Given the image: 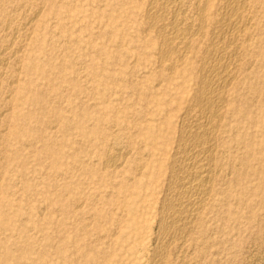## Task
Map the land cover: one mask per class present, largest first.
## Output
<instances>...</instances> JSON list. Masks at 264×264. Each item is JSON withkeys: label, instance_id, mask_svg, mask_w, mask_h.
I'll use <instances>...</instances> for the list:
<instances>
[{"label": "bare ground", "instance_id": "6f19581e", "mask_svg": "<svg viewBox=\"0 0 264 264\" xmlns=\"http://www.w3.org/2000/svg\"><path fill=\"white\" fill-rule=\"evenodd\" d=\"M10 1L11 0H9V2ZM18 1L19 0H12L11 2L16 4ZM22 1L24 3V0H22ZM139 1L140 2L142 1L144 4V8L141 12V15L143 18L142 28L145 30V32H148L147 34L150 36L151 39L152 38L157 39V42H156L155 46L153 47L154 54L149 56L148 63L150 65H153L158 70L157 74L159 77L164 78L163 80H165V79L167 80L169 76L171 77V76H174L176 74H178V75L181 74L180 76L182 78H185L182 80V82L184 81L182 86H183V88H186L187 90H189L190 93L183 98L184 105L181 106V108L179 110H177L178 113L174 114L173 119L170 118L167 120V123H169V124H170L171 120L175 121L176 127H175V131L173 132L175 135H173L170 138V143L168 146V156H167L165 162L160 164L158 168L156 167L157 171L155 172V176L152 178L154 185L147 191V194L150 197H152L154 195V193H156V191L161 193V197H159V200L157 201L158 207L153 208L150 206V203L148 202L147 208L143 209L144 204L143 205L137 204L139 201V197H138L137 202H135L133 197L131 196V194H129V193L127 194L126 192H124V191L122 192L119 190L118 192L114 193L117 200H119V205H118L119 211L115 213V217H116L115 222L112 223L111 226L108 227L107 229H103V227H100L98 224L97 225H91L94 220H96V219L98 220V219L102 218V215L100 216L99 212H97V211H93L91 213L86 212L85 214H87V215L85 218H83V216H82L83 213H80L81 219H78V225L76 224L77 230L74 232V236L72 239H70V241L74 245H76L77 250L82 253L83 257H85L84 260H85L86 264H123L121 262L122 260L125 261L124 262L125 264H130V263L135 264L136 261L139 259L138 255H137L138 239L142 238V236L140 234L141 229H142L140 224L144 225V223L146 221L145 218H147V217L148 218L149 217L154 218L155 224L157 226L156 233L154 232L156 241L153 240L155 242V246H153L154 250H153V254H152V257H151L149 264H190V262L191 261L193 262V260H191L190 257H187L189 255L186 256L187 242L192 240L193 244H197V243L199 244V242H201L202 237H208L211 234L210 233L211 226H208V225L204 226V222L209 218L210 213L215 209V206H216L214 193H213L214 192V182L217 181V177H218V179L224 178L223 174H226V172L223 173V171L225 169L228 171H231V172L233 170L232 167H229V168L224 167L225 163H223L224 162L223 157L226 156V155H224L225 153L228 154V152H226V151L229 150L231 145H236L237 148L239 150H241L238 153L235 152L236 154H234L232 156V159H233L232 161H235V164H236V168L234 169V175L236 176L237 180L245 171L252 168V164H251L250 160H252L254 153L259 152V153H261V155H263V153H264V138L260 139V140H256V138H255L256 135H252V134L244 135L243 133L239 132L240 126L242 123H248L249 125L252 124V126H257L259 123H261V126L264 127V99H263V101H259V109L261 110L260 112L259 111L256 112L255 115H252L249 113V109L252 107L251 105L256 100V98H258L257 97L258 94H260V93L264 94V69H262V70L260 69V71H257V69H256V71H253V70L247 71V69L251 68V66L256 65V66H258V68L264 66V51H261V49H260L261 42L263 41L261 39L262 37H260L259 39L257 38L254 41H252V38L254 37V35H253L254 31L258 30V29L262 30L264 28V0H218L217 4L211 3L210 0H139ZM2 2H3V0H2ZM25 2H26V0H25ZM36 2H37V0H36ZM27 3H28V1H27ZM9 4L11 5V3H9ZM1 5L2 4L0 3V6ZM7 5H8V3H7ZM16 5H15V9L13 7L14 10H16ZM21 5L19 7H21ZM45 5H46V3H45ZM45 5L43 4V6H45ZM38 6L35 5V7H38ZM17 7H18V5H17ZM27 7L28 6H26V8ZM30 7H31V5L28 8H30ZM33 7H34V5H33ZM119 7H120V5H119ZM188 7L189 8L192 7V10L190 9L191 10L190 15H188V13L186 14V10ZM26 8H25V10L23 8L24 13L27 10ZM31 9L34 10V8H30V10ZM131 9H133V8H131ZM12 10L10 11L11 13H13ZM30 10L28 11V14H29V12L33 11V10L30 11ZM40 10H38V11H40ZM8 13H7V16H9ZM52 13H53V11H52ZM257 13L260 15V17L262 16L261 17L262 21L260 23H258L256 21V15H258ZM45 14L47 15V13H45ZM31 15H32V13H31ZM31 15H29V16H31ZM141 15H140V17H141ZM26 16H28V15H26ZM32 16L34 17L35 15H32ZM28 17H27V20H29ZM260 17H258V19ZM1 18H2V16H1ZM4 18H6V17H4ZM14 18L16 19L15 16H14ZM14 18L12 17L13 20H14ZM36 18H38V22H39V16H37ZM6 19H8V18H6ZM6 19H5V21L2 20L3 22H0V28L2 30L5 28V30L7 31V29L9 28V26L11 25L12 22L9 23L10 24L9 25L6 22ZM21 20H23V18ZM32 20L35 21V19H32ZM33 21H31V22H33ZM89 21H90V19H89ZM48 22H49V20H48ZM99 22H101V20ZM16 23H17V21H16ZM36 23H34V24H36ZM41 23H42V21H41ZM14 24H12V26ZM20 24H18V25L21 26ZM22 24H24V22H22ZM46 24H48V23H46ZM12 26H10V27H12ZM27 26H25V27H27ZM74 26H76V25H74ZM25 27H23V28H25ZM29 27L32 29L31 26H29ZM29 27H28V29H29ZM33 27H34V25H33ZM38 27H40V26H38ZM41 28L43 29V27H41ZM50 28H51V26H50ZM53 28H55V27H53ZM129 28H130V26H129ZM15 29L20 34V32H19L20 28H18L19 29L18 30L17 27L15 26V28L13 30H15ZM28 29L25 28V30H28ZM25 30L23 32H25ZM38 30H40V29H38ZM10 31H12V30H10ZM59 31H60V29H59ZM102 31H103V29H102ZM13 32H11V33H13ZM35 32H37V30H35ZM54 32H55V30H54ZM143 32L144 31L142 30V33ZM263 32H264V29H263ZM41 33H44V32L41 31ZM48 33H50V31ZM63 33L65 34V32H63ZM14 34L18 36V34H16V33H14ZM23 34L24 33H22V35ZM29 34H32V33H28V35ZM45 34H46V32H45ZM51 34H53V32ZM54 34H56V33H54ZM5 35H8V33ZM101 35H102V33H101ZM9 36H11V34H9ZM24 36H21V37H24ZM61 38H62V36H61ZM70 38H67V40H70ZM0 39H1L0 49L2 48V46L4 44L10 43L8 41L10 39V37H9V39L7 38L8 40L5 38L7 40L6 43H4V42L2 43V40H3L2 36ZM5 39H4V41H5ZM26 39L28 42L29 41L28 37H26ZM12 40H13V38H12ZM50 40H52V39H50ZM23 41H21L22 44H23ZM35 42H37V41H35ZM66 42H68V41H66ZM76 42L78 43L77 40H76ZM100 42H101V40H100ZM17 43H18V41H17ZM69 43L70 42H68V44ZM10 44H12V43H10ZM13 44H15V42ZM153 44H154V42H153ZM17 45H19V44H17ZM51 45L55 46L56 44L55 45L51 44ZM111 45H113V44H111ZM148 45H147V47H148ZM24 46H26L25 41H24ZM61 46H60V48H61ZM38 47H39V45H38ZM57 47L55 49H57ZM71 47H73V46H71ZM16 49H14V50H16ZM22 49L23 48L21 47V49H18V50L21 51ZM30 49H31V47H30ZM78 49H80V48H78ZM12 50L9 49V54L14 52ZM58 50H59V48H58ZM76 50L77 49H75V51ZM6 51H8V48L6 49ZM20 51H18V52H20ZM25 51H26V49H25ZM27 52H28V50H27ZM63 52H66V51H63ZM63 52L60 51L58 53V51H56V53H58V55H60V54L62 55ZM70 52H72V51H70ZM16 53H14V54H16ZM32 53H34V51ZM36 53H38V52L36 51ZM56 53H55V55H57ZM66 53H64V54H66ZM72 53H74V51ZM121 53L124 54V52H121ZM0 54H1V52H0ZM5 54H6V52H5ZM7 54H8V52H7ZM28 54H30V53H28ZM47 54H48V51H47ZM89 54H91V52ZM16 55H15V57L20 56L19 54L17 56ZM53 55L50 54V56L48 58L46 57L47 59L42 61V62L40 61V62L35 63L29 67L26 66L25 72H24L26 74V76L29 78H31L30 76L32 74H35V75L37 74L41 80L45 81V84L48 86L47 88L50 89V91L57 89V86H58L57 80L58 79H61V78L65 79L66 78V76H64V74H63L64 69L62 70L64 65L62 66L61 63L59 65H57L55 62V60H57V58L55 60H53L54 57H53V59L51 58V56H53ZM23 56H25V55L23 54ZM26 56H28V55H26ZM63 56H65V55H63ZM6 57L7 56H5L4 54H3V56H2V54L0 55L1 69H2L1 64L5 65L4 63L6 62L5 61ZM15 57H14V55L12 56V58H15ZM20 57H22V56H20ZM143 57H141V58L143 59ZM27 58L29 59V57H27ZM27 58L25 60H27ZM60 58L58 60H60ZM103 58L106 59L103 56L101 61H103ZM7 59H10V57ZM62 60H64V59H62ZM136 60H138V59H136ZM95 61H97V60H95ZM10 62H12V61H10ZM13 62L15 63L16 61L14 60ZM17 62L15 64L19 63V62L18 63ZM75 62H74V64H75ZM103 62H105V61H103ZM134 62H136V61H134ZM77 63H78V60H77ZM90 65H92V64H90ZM134 65H135V63H134ZM134 65H133V68H134ZM77 66H79V65L77 64ZM136 66H138V65H136ZM5 68L7 69V66ZM8 68H9V66H8ZM190 68H192V70H194L192 73L193 75L191 77L193 79L192 84L187 83V78L183 73L184 69L186 70V69H190ZM14 69L15 68L13 66V70ZM82 69H84V68H82ZM19 70L20 69H18V72H19ZM69 70H71V69L69 68ZM79 70H81V69H79ZM1 72H3V71H0V73ZM15 73H13V74H15ZM129 73H130V71H129ZM129 73H127V74H129ZM13 74H11L10 76H12ZM108 74L109 73H107L105 77H107V78L110 77L112 79L113 78L112 75H110V74L108 75ZM131 74H130V76H131ZM1 75H2V73H1ZM90 75L91 74H89V76ZM3 76H5V75H3ZM82 76H80V77H82ZM135 77H137V76H135ZM135 77H134V79H135ZM252 77L254 78V81H252L248 86H246V88L244 86V88L246 90L243 91L242 93H240L241 91L240 92L237 91L238 89L231 91V92L229 91V88L231 89L232 85L234 86V84H236L235 85L236 87L239 84L243 85V83H248V81L251 80ZM261 77H262L263 81L260 82V84H259V80ZM1 78H3V77H1ZM8 78L9 77H7V79ZM161 78H159V79H161ZM9 79H11V78H9ZM17 79H15V80L17 81ZM2 80H4V79H2ZM15 80H14V82H15ZM28 81H29L28 82L29 84H30V82L32 83L31 86L28 85V83H26V82H24L25 86H23V85H21V86L18 85V87L14 86V88L17 87V88H15L16 89V96L22 97L24 95L26 102L35 106L36 112L34 113L31 111H27L25 113H20V115H17L15 113V114L11 115V117L8 121L9 122L8 124L11 125V131L8 130V131H10V133L8 135L15 143V146L13 148L14 152L11 155L14 159H17L21 162H26L29 155L27 154V152L25 153L24 150H26L27 148L29 150V148H31V146L33 144H35V143H33L34 141H36V142L40 141V143H41L40 148L38 150L37 149L33 150L32 149L33 147H32L31 151H34V154L32 152L33 156L34 155L36 156V154H37L40 157V158H36V159L42 161L43 159L47 158L50 161V163L48 165V168L51 171L50 173H57V174L62 175V174L72 173V172L76 171L77 169H79L80 171L82 170V172H94V174H96V173H98L99 170L103 171L104 169H106V171L107 170L108 171L109 170L116 171L122 166L124 159L122 160L121 157H119V155H117V153L116 154L114 153L112 156L110 155V157L103 159L102 161H100L99 165H97V166L95 164H92L90 166L84 165L82 162L81 156H77V152L79 150L78 148L73 149L71 153H69V151L64 153L65 150L56 148L57 144L53 139L52 140H49V139L47 140V138L44 139L45 135L43 136V133L45 132V129L43 132V127L45 125L44 120L46 119L48 122H52L51 125L52 124L56 125L55 127H58V129H59L58 131L60 133L65 132V131H63L64 125L67 128H75L77 136L78 137L80 136L81 138H83L88 144L101 145V143H103V142L105 143L106 136H110V135H111V138L114 137L115 138L114 140H116L118 135L115 132L117 130L114 129L115 128L114 122H113V125L109 126L110 127V134L109 133L108 134L100 133V129L103 125L101 117L99 119H97L95 124L93 123L94 124L93 127L89 128L86 126V121L89 118H91L92 116H91V112L89 111V109L87 110L82 105L84 103H86V100L89 102L91 99H93V96H94L93 94L95 92L94 88H89V87L86 88V86L82 87V86H79L77 81H73L72 82L73 87H78V86L80 87V90L78 91L79 94L74 95V96L78 97L79 95L80 96L83 95V97L86 100L84 103H82L83 102V100H82L81 101L82 104H77V103L76 104H71V103L67 104L69 111H72V110L75 111V113H74L75 117L74 118L73 117L70 118L71 116H68V115L65 116L64 114L61 117L59 116L60 117L59 118V117H56L57 116L56 114H55L56 116H50V115L46 116V114H47L46 108H47V106L50 105V100L47 98L48 95L46 96L44 91L40 92V91H37L36 88L33 89V87H32L34 85L33 79H31V81H30V79H28ZM132 81H131L132 85L133 84L135 85V83L137 84V82H136L137 80H134L133 81L134 83ZM2 82H4L3 83L4 85H6L5 80ZM7 82L9 83V81H7ZM98 82H100V81H98ZM103 82H104V80H103ZM120 82H121V80H120ZM139 82L141 83V81H139ZM61 83L59 82V84H61ZM17 84L18 83L15 82L14 85H17ZM116 85H118V83ZM123 85H124V83H123ZM10 86H12V84ZM102 87H103V85H102ZM149 87H151V86H149ZM7 88H9V87L7 86L6 89ZM108 88H109V86H108ZM135 88H137V90H138V86L136 87V85H135ZM154 88H155V86H154ZM6 89H5V91H7ZM9 90H8V92H9ZM11 90L14 91V93H15V90H13L12 88H11ZM62 90L66 91V89H61L60 91L63 92ZM110 90H112V89H110ZM242 90H243V88H242ZM46 91H47V89H46ZM100 91H102V90H100ZM48 93L49 92H47V94ZM132 94H133V92H132ZM138 94L139 93H137V95ZM67 95H68V93L65 96H67ZM110 95L112 96V94H110ZM1 96H3V95H1ZM63 96H64V94L61 93V97H63ZM10 97H12V95ZM0 98H2V97H0ZM13 98H14V96H13ZM55 99H54V102H55ZM231 99H236L237 103L239 102L238 106L231 107L230 104L228 105L229 100H231ZM3 100H5V99H3ZM8 100H11V99L9 98ZM58 100L60 101V99H58ZM149 100H151V99H149ZM177 100H179V99H177ZM72 101H74V100H72ZM95 102L96 103L95 104L93 103V104L96 105L95 109L97 110V112L98 113L103 112L104 108L101 107L100 105H98L97 100H95ZM106 102L107 101H105V103ZM177 102H179V101H177ZM11 103H12V101L10 102V104ZM63 103H64V101H63ZM3 104L5 106V103H3ZM87 105H89V103ZM90 105H92V104H90ZM0 106L3 107L1 104H0ZM10 106L12 107V104ZM6 107H4V108H6ZM11 107H8L9 112H10ZM16 110H19V108ZM173 110H175V109H173ZM5 111H0V112H5ZM21 111H23V110H21ZM60 111H61V109H60ZM1 114H4V113H1ZM165 114H167V112ZM165 117H166V115H165ZM34 118L36 121V125H31L30 120H32ZM5 119L8 120L7 118H5ZM232 121H233V123H231ZM4 122L6 124L7 121H3L2 124H4ZM6 125H5V127H8ZM2 128H4V127H2ZM48 128H50V127H48ZM51 128H53V126ZM3 130H6V129H3ZM50 130H52V129H50ZM152 130H153L152 128L149 129V138L154 140L153 138H155V133ZM226 130L237 132L236 135L230 141H227L225 139V138H227L226 134L224 135ZM47 132H48V130L45 133H47ZM257 132L259 134H262L261 127H260V129H257ZM140 135H142V134H140ZM3 136H4V134H3ZM6 137H7V135H6ZM48 137H49V135H48ZM56 137L57 136H55V138ZM0 138H1V135H0ZM81 138H78V139H81ZM1 139H3V138H1ZM124 139H129V138L126 137ZM5 140H7V138ZM77 141H79V140H76V142ZM2 142H3V140H2ZM2 142H0V143L2 144ZM116 142H117V140H116ZM134 142H136V141H134ZM104 143L102 145H104ZM75 144H78V142ZM116 144H118V143H116ZM138 144L140 145V143H138ZM151 144H154V143H151ZM83 145H85V144H83ZM3 146H5V145H3ZM113 146L114 145L112 144V147ZM116 146L119 147V145H116ZM81 147H83V146H81ZM97 148H99V147H97ZM115 148H117V147H115ZM109 149H107V151ZM233 150H235V149H233ZM84 151H87V153H88V150L85 149ZM84 151H83V153H84ZM128 151H129V149H128ZM153 151H154V149L152 147H150L149 153L153 154ZM89 152H91V151H89ZM3 153H4V155L5 154L7 155V153H5V152H3ZM106 153H108V152H106ZM122 153H124V152H122ZM127 153H129V152H127ZM32 154H30V155L32 156ZM69 154H74L75 159H73L74 157L72 155H70V157H69ZM119 154H120V152H119ZM90 155H92V153ZM2 156H0L1 159H2ZM67 157H69L70 159H73V160L68 161ZM228 157H227V159H228ZM122 158H124V157L122 156ZM5 160H4V162H5ZM147 160H149V159H147ZM93 162H94V160H93ZM0 163L3 164V162H0ZM22 165H24V163ZM143 165H142V167H143ZM227 165H225V166H227ZM231 166H233V164ZM137 168H138V166H137ZM46 169H47V167H46ZM20 171L24 172L23 170H20ZM44 171H46V170H44ZM106 171H104V172H106ZM0 172H3V171L0 170ZM21 174L23 175V173H21ZM3 175L0 177L3 178ZM42 176H43V174H42ZM82 176H83V174H82ZM137 176H139V175H137ZM228 176H229V174H228ZM226 177H227V175L225 176V178ZM2 178H1V180H2ZM36 178H37V176H36ZM72 178H74V177H72ZM39 179H40V176H39ZM101 179H102V177H101ZM49 181L50 182H47L45 184L47 190L48 191L50 189H53L54 191L58 190V188H57L58 186L56 184V181L54 182V180L52 178H50ZM128 181H129V177H127L125 175L123 177L122 181L120 182V185L122 186V185L126 184ZM223 181H224V179H223ZM223 181H220V183H222ZM16 183L17 182H15V185L17 187L18 183L17 184ZM57 183H58V181H57ZM224 184H227L226 181ZM15 185H13V186H15ZM37 186H38V184H37ZM3 188H1V190H0L1 191L0 192V208L2 206L9 204V202H8L9 201L8 191L6 188H4V189ZM25 188H26V186H25ZM63 188H67L69 190L70 189L69 183L68 182L64 183ZM109 189H110V187H109ZM87 192H88V190H87ZM110 192H111V190H110ZM13 193H10L11 196ZM65 194H67V193H65ZM101 194H102V191L98 188V190L96 192H94L92 196L93 197L94 196H100ZM35 195H36V193H35ZM81 198H83V197H81ZM88 199L89 198H84L85 201H87ZM90 199H91V197H90ZM117 200L115 198H112L111 200H109L107 202L110 204H113V203H116ZM38 201H39V203L37 202L38 204L36 205L35 210L38 211V213L41 215L44 214L43 211L45 209L48 210L46 214H48L49 212H53L55 209H59L62 211V213H64L65 217L71 211L70 210L71 206H72V203L70 202L71 200L70 201L58 200V206L52 204V202L50 204H47V201H46V199L44 200V198L43 199L39 198ZM74 201H76V200H74ZM93 201L94 200H92V202ZM94 202L91 204H94ZM77 203H79V202H77ZM79 204H82V203H79ZM89 206H90V204H89ZM31 207H32V205H31ZM78 208H79V206L77 205V209ZM88 208H90V207H88ZM33 209H34L33 207L30 210L28 209V211H26V213L24 215L20 214L17 217L18 221H20V222L16 226L13 224V222H11V220H10L11 218L9 219V218L3 217L4 215H6V213H5L4 209H0V264H46V263H44V261H45V258L48 256L47 250L43 249V250L37 251L32 240H30V235L28 234V232H31V231L33 232V230H37L40 233V238H38V239L43 240L45 245L52 246L54 244V241L57 240V238L59 239L60 236H58L57 234H54L53 232L46 231V228H47L46 224L55 223V227L58 226V228H59L63 225V228H64L67 219L62 217L61 220H58L56 222H52L50 219L51 217H49L47 219L49 221L44 224L45 226H40L39 227L40 229H37L36 228L37 226H35L34 224L30 223L31 225H28V222H27L28 220L23 221L25 219L30 218V216L33 212L32 211ZM92 209H94V208L92 207ZM84 210H83V212H84ZM111 211H109V212H111ZM57 216H60V215H57ZM85 220H86V222L88 221V223L84 224L83 222ZM75 222L77 223V217H76ZM193 230H194L193 233L196 236L198 235L197 237L195 236L194 239H193V237L190 236V234ZM65 232L67 233V231H65ZM35 233L36 232H34V234ZM208 233H210V234H208ZM63 235H65V234H63ZM65 236H67V235H65ZM61 239H62V237H61ZM65 239H66V237H65ZM59 241H60V239H59ZM66 243H67V240L61 241L60 244L58 245V247H55L54 253H52V254L57 256L59 259L63 258L65 256V253H66V247H67ZM111 245H116V246L124 248L123 254L119 257L120 261L111 260L112 256L111 255L109 256L107 254L106 249L109 248ZM187 246L189 248V245H187ZM198 246H200V245H198ZM195 248H197V247H195ZM193 250H192V253H193ZM204 252H205V249H204ZM170 255L175 256V260H174V257H173V259H169ZM207 255H208V253H207ZM191 256H193V255L191 254ZM122 257H124V258H122ZM202 257H203V255H202ZM196 261H198V260L196 259ZM67 262H68V260H67ZM195 264H197V263H195Z\"/></svg>", "mask_w": 264, "mask_h": 264}, {"label": "rangeland", "instance_id": "374dc122", "mask_svg": "<svg viewBox=\"0 0 264 264\" xmlns=\"http://www.w3.org/2000/svg\"><path fill=\"white\" fill-rule=\"evenodd\" d=\"M11 1L10 2H9V0L8 1L3 0V2H2V0L0 1V3L2 4L1 5L2 7L0 6V9H1L0 12L1 13L3 12L2 14L0 13V22H3V21H5L6 18H8V19H6V22L8 24L12 22L11 25L9 24L10 26H12V24L15 23L12 27L9 26L7 31L5 30V28L3 30L0 28V38H1V36L3 38L2 43L3 42L6 43V41L9 39V37H10V39L8 41L10 43H12V44L6 43L0 49L2 56H3V54L5 56H7L5 58L6 62L4 63L7 66V69L5 68L6 66L3 64H1L2 69L0 66V71H3V72H1L2 75L0 73V78L3 77L0 79L1 80L0 82L3 84L4 82H2V81H4V80L6 81V83H5L6 85L3 84L4 86L0 83V97L3 98L5 96L3 98L5 100L0 98V102H1L0 104L3 106V107L0 106V109H1L0 111L6 110L9 113L8 114L6 111H5L6 113L0 112V125L3 123V121H7L6 122L7 125L5 124V122H4V124L1 125L4 128H2L0 126V131H1L0 135H1V138H3V139L0 138V142H2V140H3L2 144L0 143V156L3 155L2 159L0 157V162H3V164L0 163V170L3 171V172H0V176H2L4 174L3 178L0 177V190H1V188L4 187L7 189L8 194H9V201H8L9 204L2 206L0 209H4V211L6 213V215H4L3 217L9 218V219L11 218L10 220H11V222H13V224L15 226L18 225L20 222V221H18L17 217L20 214L24 215L26 213V211H28V209L29 210L32 209V207L34 209L32 210L33 212L31 214L30 218L29 219L24 218L25 220H23V221L28 220L27 221L28 225L34 224L35 226H37L36 227L37 229H40L39 228L40 226H45L44 224L49 221V220H47L49 217H51L50 219L52 222H56L58 220H61L62 217L66 218L67 220H66L64 228H63V225L59 228H58V226L55 227V223H48L49 225L46 224L47 225L46 231L53 232L54 234H57L58 236H60L59 237L60 241L57 238V240L54 241V244L52 246L45 245L43 240L38 239V238H40V233L37 230H33V232L32 231L28 232V234L30 235V240H32L37 251H40L43 249L47 250L49 257L47 256L45 258L44 263H46V264L47 263L48 264H63V263L64 264H86V262L84 260L85 257H83L82 253L77 250L76 245H74L70 241V239H72L74 236V232L77 230L78 219H81L80 213H83L82 216H83V218H85L87 215V214H85L86 212L87 213H91L93 211L99 212L100 216L102 215V218L98 219V220L97 219L94 220L91 225H97L98 224L100 227H103V229H107L108 227L111 226L112 223L115 222V220H116L115 213L119 211L118 210L119 200H117L116 196L114 195V193L118 192L119 190L122 192L124 191L127 194L128 193L131 194V196L133 197L135 202H137L138 197H139V201L137 204H139V205L144 204L143 209L147 208L148 202L150 203L151 207H153V208L158 207L157 201L159 200V197H161V193L156 191V193H154V195L152 197H150V196H148L147 191L154 185L152 178L155 176V172L157 171V168L159 167V165L162 164L163 162H165V160L168 156V146L170 143V138L173 135H175L173 133L175 131V127H176L175 121L171 120V122L169 124V123H167V120L170 118L173 119L174 114L178 113L177 110H179L181 108V106L184 105L183 98L186 95H188L190 93V91L187 90L186 88H183L182 84L184 81L182 82V80L185 78H182L180 76L181 74L180 75L176 74V75L171 76V77L167 76L168 79L163 80L164 78H161L158 76V74H157L158 70L153 65H150L148 63L149 56L154 54L153 47L155 46L157 39H155V38L151 39L150 36L147 34L148 32H145V30L142 28L143 18H142L141 12L144 8V4L142 1L140 2L139 0H42V1L37 0V2H38L37 3L36 0H32V1L26 0V2L24 0V3H23L22 0L21 1L19 0L16 3L18 5V7L15 3H12ZM27 1H28V3H27ZM210 1L213 4H217V2H218V0H210ZM7 3H8V5H7ZM9 3H11V5ZM45 3H46V5H45ZM43 4L45 6H43ZM15 5H16L17 11L14 10ZM20 5H21V7H19ZM30 5H31L30 8H34V10L36 9L35 11L33 9H31L34 12L31 11L30 8H28ZM33 5H34V7H33ZM35 5L38 7H35ZM119 5H120V7H119ZM26 6H28V7L26 8ZM13 7H14V9H13ZM189 7L187 8L188 11L186 10V14L188 13V15H190L191 10H192V7L191 8H189ZM23 8H24V10H25V8L27 9L25 11V13H24ZM131 8H133V9H131ZM28 9L31 11V12H29V14H28V11H29ZM11 10L13 13L10 12ZM38 10H40V11H38ZM52 11H53V13H52ZM7 13L9 16H7ZM31 13H32V15H35L36 17L39 16V22H38V18H36L35 16H34L35 17L34 18L31 15ZM45 13H47V15ZM19 15L20 16L24 15V16L20 17ZM26 15H28V16L31 15V16L28 17ZM140 15H141V17H140ZM1 16H2V18H1ZM14 16L16 17V19L14 18ZM4 17H6V18H4ZM12 17L14 18V20L12 19ZM27 17L29 20H27ZM258 17H260L259 14L256 15V21L258 23H260L262 21V19H261L262 16L259 19H258ZM22 18H23V20H21ZM32 19H35V21L37 23L35 21H33ZM89 19H90V21H89ZM15 20L17 21V23ZM30 20L33 22H31ZM48 20H49V22H48ZM100 20H101V22H99ZM41 21H42V23H41ZM22 22H24V24H22ZM30 22L34 25V27ZM34 23H36L37 25ZM46 23H48V24H46ZM18 24H20L21 26H19ZM74 25H76V26H74ZM15 26L17 27V29L20 28V31H19L20 34L16 31V29L13 30L15 28ZM25 26H27V27H25ZM29 26H31L32 29ZM38 26H40V27H38ZM50 26H51V28H50ZM129 26H130V28H129ZM23 27H25L26 29H28V27H29V29H28L29 31L25 30V28H23ZM41 27H43V29ZM53 27H55V28H53ZM38 29H40V30H38ZM59 29H60V31H59ZM69 29L70 30L72 29L71 30L72 32ZM102 29H103V31H102ZM263 29L262 30H259V29L255 30L253 33L254 37L252 38V41H254L257 38L259 39L260 37H262L261 39L263 41L261 42V46H260L261 51H264V39H263L264 38V32H263ZM10 30H12V31H10ZM24 30L26 33L23 32ZM35 30H37V32H35ZM54 30H55V32H54ZM142 30L144 31L143 33H142ZM41 31L44 33H41ZM49 31H50V33H48ZM11 32H13V33H11ZM45 32H46V34H45ZM52 32H53V34H51ZM63 32H65V34ZM7 33H8V35H5ZM14 33L18 34V36L15 35ZM22 33H24V34L22 35ZM28 33H32V34L28 35ZM54 33H56V34H54ZM101 33H102V35H101ZM9 34H11L12 37L9 36ZM24 35L26 37H28V39H29L28 42H27V39ZM21 36H24V37H21ZM61 36H62V38H61ZM5 38L6 39L8 38V39L6 40ZM12 38H13V40H12ZM49 38L52 40H50ZM67 38H70V40H67ZM4 39H5V41H4ZM22 39L25 41L26 46H24V41ZM65 40L70 42V43L68 44V42H66ZM76 40L78 41L79 44L76 42ZM100 40H101V42H100ZM0 41H1V39H0ZM17 41H18V43H17ZM21 41H23V44ZM35 41H37V42H35ZM14 42H15V44H13ZM153 42H154V44H153ZM17 44H19V45H17ZM40 44L41 45L43 44V45L41 46ZM51 44H54V45L56 44L55 45L56 47L59 44L60 45L57 47V49H55L56 47L52 46ZM111 44H113V45H111ZM38 45H39V47H38ZM70 45L73 47H71ZM147 45H148V47H147ZM60 46L62 49L60 48ZM21 47L23 48L21 50L22 52L20 50H18V49H21ZM30 47H31V49H30ZM7 48H8V51H6ZM58 48H59V50H58ZM78 48H80V49H78ZM9 49L10 50L13 49L12 50V51H14V52H12L13 54L11 52H10L11 54H9ZM14 49H16L17 51ZM25 49H26V51H25ZM75 49H77V50L75 51ZM27 50H28V52H27ZM18 51H20V52H18ZM33 51H34V53H32ZM36 51L38 53H36ZM47 51H48V54H47ZM56 51H58V53L60 51L61 52L66 51L67 53L63 52L62 55L61 54L58 55V53H56ZM70 51H72V52L74 51V53H72ZM5 52H6V54L8 52L9 55L8 54L6 55ZM90 52H91V54H89ZM121 52H124V54ZM14 53H16L17 55L19 54L22 57L17 56ZM22 53L25 56H23ZM28 53H30V54H28ZM55 53L58 56L55 55ZM64 53H66V54H64ZM50 54H52V55L54 54L53 56H51L52 59L54 57L53 60H55L57 58V60H55L57 65H59L60 63L62 64V66L64 65L62 70L64 69L63 74H64V76H66L65 79L61 78V79L57 80V84H58L57 89H54L52 91H50V89L47 88L48 86L45 84V81L41 80L37 74L36 75L32 74L30 76L31 78H29L24 73L26 66L29 67L35 63L40 62V61L42 62V61L46 60L50 56ZM11 55L12 56L14 55V57L16 55L17 57L12 58ZM26 55H28V56H26ZM63 55H65V56H63ZM103 56L106 58V59L103 58V61H105V62L101 61ZM9 57H10V59H7ZM27 57H29V59ZM141 57H143V59ZM26 58H27V60H25ZM59 58H60V60H58ZM62 59H64V60H62ZM76 59L78 60V63H77ZM136 59H138V60H136ZM14 60L16 62L19 60L18 61L19 63L17 62L18 64H15L16 62L14 63L13 62ZM95 60H97V61H95ZM10 61H12V62H10ZM134 61H136V62H134ZM74 62H75V64H74ZM134 63H135V65H134ZM77 64L79 66H77ZM90 64H92V65H90ZM133 65H134V68H133ZM136 65H138V66H136ZM8 66H9V68H8ZM13 66L15 68L14 70H13ZM69 68L71 70H69ZM82 68H84V69H82ZM18 69H20L19 72H18ZM79 69H81V70H79ZM256 69H257V71H260V69L261 70L264 69V66L259 67V68L256 65L251 66V68L247 69V71H250V70L256 71ZM129 71H130V73H129ZM193 71L194 70H192V68L186 69V70L184 69L183 73L187 78V83H191V84L193 83V79L191 78L193 75L192 74ZM13 73H15V74H13ZM88 73L91 74L92 76L91 75L89 76ZM107 73L112 75L113 78L111 79L110 77L109 78L105 77ZM127 73H129V74H127ZM11 74H13V75L10 76ZM130 74H131V76H130ZM3 75H5V76H3ZM80 76H82V77H80ZM135 76H137V77H135ZM7 77L11 78L13 81L9 78L7 79ZM134 77H135V79H134ZM159 78H161V79H159ZM2 79H4V80H2ZM15 79H17V81ZM28 79H30V81H31V79H33V82H34V85L32 86L33 89L36 88L37 91H40V92L44 91L46 96L48 95L47 98L50 100V105L47 106V108H46V113H47L46 116L47 115H50V116H56L57 115L56 117H59V116L61 117L64 114L65 116L68 115V116H71L70 118H72V117L74 118L75 117V114H74L75 111L74 110L69 111L67 104H69V103H71V104H76V103L82 104L85 102L86 99L83 97V95H81V96L79 95L78 97L74 96V95L79 94V92H78L80 90L79 86H82V87L86 86V88H88V87L94 88L95 92L93 94L94 95L93 99H91L89 102L86 100V103H84L85 105L84 104L82 105L87 110L89 109V111L91 112V116H92L91 118H89L86 121V126L89 128L93 127L95 122L97 121V119H99L101 117L103 125L100 129V133H103V134L109 133L110 134V127L109 126L113 125V122H114V125H115L114 129L117 130V131H115V130L114 131L118 135V137L116 136L117 142H116V140H114L115 138L114 137L111 138V135H110V136H106L105 143L103 142L104 145H102L103 143H101V145L88 144L83 138H81L80 136L79 137L77 136L75 128H67L64 125L63 131H65V132L60 133L58 131L59 130L58 127H55L56 125H54V124L51 125L52 122H48L46 119L44 120L46 126L44 125L43 132H44V129H45V132L47 130H48V132L43 133V136L45 135L44 139L45 138H47V140L53 139L57 144L56 148L65 150L64 153L68 152V151H69V153H71L73 149L78 148L79 150L77 152V156H81L82 162L84 165L90 166L92 164H95L97 166V165H99L100 161H102L103 159H106L107 157H110V155L112 156L114 153L115 154L117 153V155H119V157H121L122 160L124 159L122 166L116 171H111V170L106 171V169H104L103 171L99 170L98 173H96V174H94V172H82V170L80 171L79 169H77L76 171H74L72 173L62 174V175L57 174V173H50L51 171L48 168L50 161L47 158L43 159L42 161L36 159V158H40V157L37 154H36V156L35 155L33 156L34 151H31L32 147H33L32 148L33 150L34 149L38 150L40 148V145H41L40 141H37V142L34 141L33 143H35V144L32 143L33 145L31 146V148H29V150H28V148L27 149L25 148L26 150H24V152L25 153L27 152V154L29 155V157H28L29 160L27 159L26 162H21L17 159H14L11 155L14 152L13 148L15 146V143L8 135L11 131V125L8 124L9 123L8 121H9L11 115H13L15 113L17 115H20V113H25L27 111H31L34 113L36 112L35 106L26 102L24 95L22 97L16 96V89L15 88H17L18 85L19 86H21V85L25 86L24 82L28 83L29 82ZM133 79L137 80L136 82L138 85L136 83H135V85H136V87L138 86V90H137V88H135V85L134 84L132 85V83H131V81ZM14 80L16 83H18L17 85H14L15 84ZM103 80H104V82H103ZM120 80H121V82H120ZM7 81H9L10 84ZM73 81H77L79 86L73 87V85H72ZM98 81H100L101 83ZM139 81H141V83ZM252 81H254L253 77L251 78V80L248 81V83H243V85L239 84L236 87L235 86L236 84H234V86L233 85L231 86V89L228 87L229 91L231 92V91L238 89L237 91H239V92L241 91L240 93H242L243 91L246 90L245 89L246 86H248ZM262 81H263V79L261 77L259 80V84ZM59 82L60 83L62 82L63 84L62 83L59 84ZM117 83H118V85H116ZM123 83H124V85H123ZM11 84H12V86H10ZM144 84L145 85L147 84V85L145 86ZM28 85L31 86L32 83L30 82V84L28 83ZM102 85H103V87H102ZM5 86L6 87L8 86L9 88L6 89ZM14 86H17V87L14 88ZM108 86H109V88H108ZM149 86H151V87H149ZM154 86H155V88H154ZM244 86H245V88H244ZM10 87L13 90H15V93H14V91L11 90ZM242 88H243V90H242ZM5 89L7 91H5ZM46 89H47V91H46ZM59 89L60 90L66 89V91L62 90L63 92H61ZM110 89H112V90H110ZM8 90L10 93L8 92ZM100 90H102V91H100ZM47 92H49V93L47 94ZM132 92H133V94H132ZM61 93L64 94L63 97H61ZM67 93H68V95L65 96ZM137 93H139V94L137 95ZM10 94L12 95V97H10L11 96ZM110 94H112V96ZM1 95H3V96H1ZM13 96H14V98H13ZM257 97L258 98H256V100L252 103V105H251L252 107L249 109V113L252 115H255L256 112L261 111L259 109V101H263L264 94L260 93V94H258ZM9 98L11 100H8ZM57 98L60 99V101ZM54 99H55V102H54ZM94 99L98 101V105H100L101 107L104 108L103 112H101V113L97 112V110L95 109L96 105H94L96 103ZM149 99H151V100H149ZM177 99H179V100H177ZM72 100H74V101H72ZM82 100H83V102L81 103ZM9 101L10 102L12 101V103H11L12 107L10 106L11 104ZM63 101H64V103H63ZM105 101H107V102L105 103ZM177 101H179V102H177ZM87 102L89 103V105L92 104L93 106L87 105L88 104ZM3 103H5V106ZM229 104L231 107H234V106H238L239 102L237 103L236 99H231V100H229L228 105ZM4 107H6V108H4ZM8 107H11L10 112H9ZM18 108H19V110H16ZM60 109H61V111H60ZM173 109H175V110H173ZM21 110H23V111H21ZM166 112H167V114H165ZM1 113H4V114H1ZM165 115H166V117H165ZM5 118H7L8 120H6ZM231 123H233V121ZM30 124L36 125L35 118L30 120ZM5 125L8 127H5ZM52 126H53V128H51ZM259 126L261 127L262 134H259L257 132V129H260ZM48 127H50V128H48ZM150 128H152L153 129L152 131H154V133H155V138H153L154 140L149 138V129ZM3 129H6V130H3ZM50 129H52V130H50ZM8 130H10V131H8ZM239 132L243 133L244 135H248V134L256 135V137H255L256 140H260V139L264 138V127L261 126V123H259L257 126H252V124L249 125L248 123H242L240 126ZM236 133L237 132H235V131L226 130L224 135L226 134L227 138H225V139L227 141H230L236 135ZM3 134H4V136H3ZM5 134L7 135V137ZM140 134H142V135H140ZM48 135H49V137H48ZM54 135L57 137L55 138ZM126 137L129 139H124ZM6 138H7V140H5ZM78 138H81V139H78ZM75 139L79 140L80 142L77 141L78 144H75V143H77ZM134 141H136V142H134ZM116 143H118V144H116ZM138 143H140V145ZM151 143H154V144H151ZM83 144H85V145H83ZM112 144L114 145L113 147H112ZM3 145H5V146H3ZM116 145H119V147ZM81 146H83V147H81ZM97 147H99V148H97ZM115 147H117V148H115ZM150 147H152L154 149L153 154L149 153ZM85 149L88 150V153H87V151H84ZM107 149H109V150L107 151ZM128 149H129V151H128ZM233 149H235L236 151ZM83 151H84V153H83ZM89 151H91V152H89ZM240 151L241 150H239L236 145H231L229 150L226 151V152H228V154L227 153L224 154V155H226L223 157V161H224L223 163H225L224 167L225 168L232 167L233 170L231 172V171H228L225 169L223 171V173L226 172V174L222 173L224 178L218 179V177H217V181H215L216 183L214 182V192L213 193H214L216 206H215V209L210 213L209 218H208L209 220L207 219L204 222V226H207V225L211 226V231H210L211 234L208 233V234H210L208 237H202L201 238V242H199V244L197 243L200 246H198L197 244H193L192 240L187 242V245H189V248L186 245V256L189 255L187 257H190V259L193 260V262L191 261L190 264L191 263L192 264L193 263L194 264L195 263H197V264H200V263L201 264H264V153H263V155H261V153H259V152L254 153L252 160H250V162L252 164V168L245 171L244 172L245 174L243 173L237 180L236 176L234 175V169L236 168V164H235V161H232L233 160L232 156L234 154L240 152ZM3 152L7 153V155L6 154L4 155ZM32 152H33V154H32ZM106 152H108V153H106ZM109 152L110 153L112 152V153L110 154ZM119 152H120V154H119ZM122 152H124V153H122ZM127 152H129V153H127ZM29 153L32 154V156ZM89 153L90 154L92 153V155H90ZM70 155H72L74 157L73 159H75L74 154H69V157H70ZM122 156L124 158H122ZM69 157H67L68 161L73 160V159H70ZM227 157H228V159H227ZM147 159H149V160H147ZM4 160H5V162H4ZM93 160H94V162H93ZM23 163H24V165H22ZM232 164H233V166H231ZM142 165H143V167H142ZM225 165H227V166H225ZM137 166H138V168H137ZM46 167H47V169H46ZM20 170H23V171L25 170V171L21 172ZM44 170H46V171H44ZM104 171H106V172H104ZM21 173H23V175ZM42 174H43V176H42ZM82 174H83V176H82ZM136 174L139 176H137ZM228 174H229V176H228ZM125 175L127 177H129V181L126 183L128 186L126 184L121 186L120 182L122 181V179ZM226 175H227V177L225 178ZM36 176H37V178H36ZM39 176H40V179H39ZM72 177H74V178H72ZM101 177H102V179H101ZM1 178H2V180H1ZM50 178H52L54 180V182L56 181V184L58 186L57 187L58 190H56V191H54L53 189H50L49 191L47 190L45 184L47 182H50L49 181ZM223 179H224V181H223ZM57 181H58V183H57ZM220 181H223V182L220 183ZM225 181L227 184H224ZM15 182L18 183V184L16 183L17 187L15 185ZM67 182L70 185L69 190L67 188H63V184L67 183ZM37 184H38V186H37ZM13 185H15V186H13ZM25 186H26V188H25ZM109 187H110V189H109ZM98 188L102 191V194L100 196H94L93 197L92 196L93 193L96 192L98 190ZM87 190H88V192H87ZM110 190H111V192H110ZM10 193H13L12 196ZM35 193H36V195H35ZM65 193H67V194H65ZM81 197H83V198H81ZM90 197H91V199H90ZM39 198L40 199L44 198V200L46 199L47 204H50L52 202V204H54L56 206H58V200H68V201L71 200L70 201L72 203V206L70 209L71 211L65 217L64 213H62V211L59 209H55L53 212H49L50 214L49 213L46 214L48 210L45 209L43 211L44 214H42L43 215L42 216L41 214L38 213V211L35 210L36 205L39 203V201H38ZM84 198H89V199L87 201H85ZM112 198H115L117 200V202L113 203V204L108 203L107 201L111 200ZM74 200H76V201H74ZM92 200L95 201V202L93 201L95 205L91 204V203H93ZM77 202L82 203V204H79ZM89 204H90V206H89ZM31 205H32V207H31ZM77 205L79 206L78 209H77ZM88 207H90V208H88ZM92 207L94 209H92ZM83 210H84V212H83ZM109 211H111V212H109ZM57 215H60V216H57ZM76 217H77V223L75 222ZM145 220L146 221H145L144 225L140 224L141 228H142L141 233H140L142 238L138 239L137 255H138L139 259L136 261L135 264H149L151 257H152V254H153V250H154L153 246H155L154 241H156V239H155L154 232L156 233V230H157L155 220H154V218H151V217H149V218L147 217V218H145ZM83 223L86 224V223H88V221L86 222V220H85ZM65 231H67V233ZM34 232H36V233L34 234ZM193 232H194V230L191 232L190 236L193 237V239H194L196 235ZM63 234H65L67 236H65ZM61 237H62V239H61ZM65 237H66V239H65ZM63 240H67L66 253H65V256L63 258L59 259L57 256H55L52 253H54L55 247H58L60 242ZM195 247H197V248H195ZM191 249L192 250L194 249L193 253H192ZM204 249H205V252H204ZM123 251H124L123 247H119L116 245H111L109 248L106 249L107 254L109 256L110 255L112 256L111 260H113V261H120L119 257L123 254ZM207 253H208V255H207ZM191 254L193 256H191ZM202 255H203V257H202ZM173 257L175 260V256H173V255H170L169 259H173ZM122 258H124V257H122ZM196 259L198 261H196ZM67 260H68V262H67ZM121 262L123 264H125L124 260H122ZM130 264H132V263H130Z\"/></svg>", "mask_w": 264, "mask_h": 264}]
</instances>
